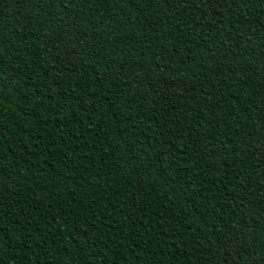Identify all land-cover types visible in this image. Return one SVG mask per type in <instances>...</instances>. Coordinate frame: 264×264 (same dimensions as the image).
Masks as SVG:
<instances>
[{"label":"trees","instance_id":"16d2710c","mask_svg":"<svg viewBox=\"0 0 264 264\" xmlns=\"http://www.w3.org/2000/svg\"><path fill=\"white\" fill-rule=\"evenodd\" d=\"M0 264H264V0H0Z\"/></svg>","mask_w":264,"mask_h":264}]
</instances>
